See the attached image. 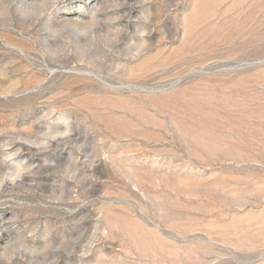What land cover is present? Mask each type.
<instances>
[{"label":"rangeland","instance_id":"obj_1","mask_svg":"<svg viewBox=\"0 0 264 264\" xmlns=\"http://www.w3.org/2000/svg\"><path fill=\"white\" fill-rule=\"evenodd\" d=\"M0 264H264V0H0Z\"/></svg>","mask_w":264,"mask_h":264}]
</instances>
